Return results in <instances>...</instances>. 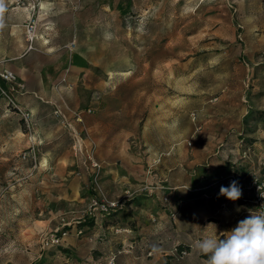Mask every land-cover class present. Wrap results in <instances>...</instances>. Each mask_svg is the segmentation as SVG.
<instances>
[{
  "label": "rangeland",
  "instance_id": "374dc122",
  "mask_svg": "<svg viewBox=\"0 0 264 264\" xmlns=\"http://www.w3.org/2000/svg\"><path fill=\"white\" fill-rule=\"evenodd\" d=\"M2 3L0 264H207L264 212V0ZM57 63L109 93L49 92Z\"/></svg>",
  "mask_w": 264,
  "mask_h": 264
},
{
  "label": "clouds",
  "instance_id": "9594fccd",
  "mask_svg": "<svg viewBox=\"0 0 264 264\" xmlns=\"http://www.w3.org/2000/svg\"><path fill=\"white\" fill-rule=\"evenodd\" d=\"M220 195L235 202L242 197V189L233 180L228 187L220 188ZM226 233L223 238L206 235L195 242V249L209 256L207 264H264V212L251 213Z\"/></svg>",
  "mask_w": 264,
  "mask_h": 264
},
{
  "label": "crops",
  "instance_id": "0c3cea01",
  "mask_svg": "<svg viewBox=\"0 0 264 264\" xmlns=\"http://www.w3.org/2000/svg\"><path fill=\"white\" fill-rule=\"evenodd\" d=\"M75 62H78L76 64L78 65H84L87 62V59L78 54V57L75 59ZM62 64H54V65H46L44 69L42 70V76H41V84L44 87V89H48L49 92H51L52 89H59L60 94L64 90L65 92H69L70 94H73L78 96V101L76 105H82L83 99H86L89 95L91 97L90 103L93 105L95 103L100 104L99 102V96L101 92L102 95H107L109 93V83H111L110 80H106V85H103L99 83L98 80H93L91 78L90 82L87 83L86 81H83V78H86L84 76L82 79H73L71 75H64L62 78L57 76L56 74H53L54 72L58 71L59 67H61ZM87 90H89V95H86ZM63 91V92H64ZM103 97V96H102ZM102 103V102H101ZM104 104L100 106L102 110L105 112L103 115H106L107 117L110 115V108L109 105L106 104V108H103ZM100 122V121H98ZM109 122V121H108ZM91 130L98 131L99 126L95 125L90 127ZM108 129V127H107ZM93 132V131H92ZM99 140V139H98Z\"/></svg>",
  "mask_w": 264,
  "mask_h": 264
},
{
  "label": "built area",
  "instance_id": "2783aa9c",
  "mask_svg": "<svg viewBox=\"0 0 264 264\" xmlns=\"http://www.w3.org/2000/svg\"><path fill=\"white\" fill-rule=\"evenodd\" d=\"M2 77L5 81H13L16 79V75L14 73L13 70H9V69H6L3 73H2ZM191 143V142H189Z\"/></svg>",
  "mask_w": 264,
  "mask_h": 264
}]
</instances>
